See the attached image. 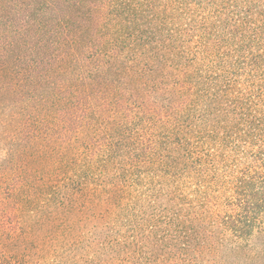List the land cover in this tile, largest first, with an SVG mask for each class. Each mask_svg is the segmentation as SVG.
I'll list each match as a JSON object with an SVG mask.
<instances>
[{
    "label": "trees",
    "instance_id": "obj_1",
    "mask_svg": "<svg viewBox=\"0 0 264 264\" xmlns=\"http://www.w3.org/2000/svg\"><path fill=\"white\" fill-rule=\"evenodd\" d=\"M0 127L80 139L110 264H264V0H0Z\"/></svg>",
    "mask_w": 264,
    "mask_h": 264
},
{
    "label": "rangeland",
    "instance_id": "obj_2",
    "mask_svg": "<svg viewBox=\"0 0 264 264\" xmlns=\"http://www.w3.org/2000/svg\"><path fill=\"white\" fill-rule=\"evenodd\" d=\"M4 131L0 127V261L110 264L115 251L100 220V213L109 206L107 196L98 197L88 189L83 195L63 196L60 204V195L44 192L55 164L73 157L80 139L71 146L42 141L30 145L25 139L20 143L4 141L1 138L11 136ZM5 177H9L7 186ZM138 214L150 217L154 211ZM126 228L120 236L123 241L135 234ZM149 230L146 225L138 239L151 234Z\"/></svg>",
    "mask_w": 264,
    "mask_h": 264
}]
</instances>
